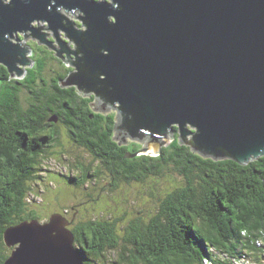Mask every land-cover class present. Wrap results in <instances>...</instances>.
Instances as JSON below:
<instances>
[{"label":"water","instance_id":"obj_1","mask_svg":"<svg viewBox=\"0 0 264 264\" xmlns=\"http://www.w3.org/2000/svg\"><path fill=\"white\" fill-rule=\"evenodd\" d=\"M19 35L73 68L61 88L119 104L116 138L142 146L130 157L157 156L174 127L203 159L264 156V0H0V65L15 80L34 65ZM69 226L55 213L7 228L3 264H83Z\"/></svg>","mask_w":264,"mask_h":264},{"label":"trees","instance_id":"obj_2","mask_svg":"<svg viewBox=\"0 0 264 264\" xmlns=\"http://www.w3.org/2000/svg\"><path fill=\"white\" fill-rule=\"evenodd\" d=\"M37 54L45 58L42 53ZM46 63L40 59L22 80L12 79L0 66V264L11 251L3 243L4 231L25 220H41L29 209L28 197L32 184L38 180L45 182L46 174L42 172H49L41 164L44 158L52 157L49 147L58 144L54 132L60 133L54 128L53 135L48 137L50 129L41 126L54 115L53 106H49L53 111L46 113V120L36 110L49 91L47 82L41 80ZM67 74L64 70L52 78L51 90L63 96L60 123L67 128L69 140L83 145L87 153L100 158L105 166L112 164L122 173L125 181L120 190L134 183L144 185L171 171L182 180L162 194L159 207L150 218L129 220L123 238L116 230L123 217L73 223L70 217L69 230L83 264H109L108 253L118 255L112 264H234L243 258L261 264L264 156L244 166L232 159H203L179 143L174 127L172 143L157 156L127 157L126 154L136 153L139 145L117 147L111 141L112 131L100 134L96 123L102 122L103 117L96 115L91 120L88 100L81 99L75 88L60 87V80ZM83 110L85 113L81 115ZM65 113H70L78 126L67 121ZM72 130L78 132L77 138L72 136ZM48 140L53 144L49 145ZM40 141L46 144L40 145ZM129 147L133 148L132 153ZM62 170L66 174L57 171L58 174L70 180L73 170L69 169V173L65 167ZM149 188L152 192L151 185Z\"/></svg>","mask_w":264,"mask_h":264},{"label":"rangeland","instance_id":"obj_3","mask_svg":"<svg viewBox=\"0 0 264 264\" xmlns=\"http://www.w3.org/2000/svg\"><path fill=\"white\" fill-rule=\"evenodd\" d=\"M78 16L77 14L75 15ZM67 17L74 19V24L77 29L82 28L78 19L75 17ZM60 37H63V33H60ZM24 42L27 43L28 47L34 50V53L30 55V61L38 62L40 59L47 61L46 58L38 55L35 52L36 46H45L41 45L39 40L25 37ZM46 47V46H45ZM48 48V47H47ZM53 51L52 49L48 48ZM54 52V51H53ZM35 64L32 66L34 67ZM62 68L66 65L61 64ZM67 68V67H66ZM32 69H27V72ZM51 75V73L49 72ZM27 75V74H26ZM64 133H67L64 131ZM69 137L64 136L62 138L63 148L58 149V153L56 156L47 157L43 159V165L48 169L47 172H43L45 175L46 183H40L38 180L36 183L31 185V194L29 199L31 201L29 205V209L36 212L41 219L46 220L53 213H61L64 210H67V216H69L73 210L68 207H71L73 203L79 204L78 207V221H89V220H115L122 219L117 223V234L120 237H124V227L127 225L126 223L130 220H135V218L140 217L143 220H147L150 218L152 214L157 210L159 199L162 197V194L168 190V188H172L177 183H181L182 180L179 176H177L173 171L168 173L167 176L155 177L154 181L148 180L144 185L134 183L127 187L126 190H120V187L115 189L113 192H105L100 200L97 203H93L88 201V198L95 199L97 197L96 193L99 190V186L94 188L87 187L84 190L88 192L80 193L78 190L70 185V183L66 182V180L60 176L50 178V173H60L57 171H62L63 167L67 168L69 173V169H72L75 163V156L81 154L85 156L84 150L77 147L73 143L69 142ZM42 165V167H43ZM74 173V171H73ZM153 189L152 192L149 188ZM48 186L51 189H48ZM69 202V203H68ZM67 209L65 207L66 204ZM131 203V205L129 204ZM115 218V219H113ZM118 259V255L116 253H108V263L112 264ZM234 264H258L256 261L243 258L240 261L237 260ZM261 264H264V259Z\"/></svg>","mask_w":264,"mask_h":264},{"label":"flooded vegetation","instance_id":"obj_4","mask_svg":"<svg viewBox=\"0 0 264 264\" xmlns=\"http://www.w3.org/2000/svg\"><path fill=\"white\" fill-rule=\"evenodd\" d=\"M20 40L22 41L24 38V35L19 36ZM32 51V54L34 53V50L30 48ZM36 53H42L43 56L47 59L46 66L43 69L41 80L46 81L47 84H45L49 91L48 93L45 92V99L38 107H36V110L38 111V115L41 119H44L46 117L47 112H52L53 110H49V106H53L54 109V115L49 116L48 123L46 122L45 125H41L42 127H45L46 129H50L48 132V137H51L53 134L52 132L54 128H56L55 131L59 130L60 133L54 132L56 134V137L59 138V141L57 139L58 144L53 145L49 147V151L51 152L52 156H56L58 153V149L63 148L62 138L64 136H67V133H64V131L67 132V128L65 125L60 123V104L61 100H63V96L60 93H56L55 91L51 90L52 80L54 79V76L57 74H61L64 70H66L67 73H70L73 68H62L61 64L62 62L56 58L55 53L51 50H49L45 46H36L35 48ZM37 62H35L36 64ZM51 73V75L49 74ZM2 74V72H0ZM68 75V74H67ZM66 77V76H65ZM64 77V78H65ZM53 78V79H52ZM1 79V76H0ZM73 88V87H72ZM27 92V91H26ZM81 99L88 100V109H89V118L93 120L94 116L99 115V117H103L102 122L96 123V129H99L98 132H101L100 134H103L106 130L112 131L111 134V141L117 145V147H128L130 144L139 145V148L136 150H140L142 148L141 144L130 140L125 139L121 140L120 138H116V125L119 124L120 119H122V115L119 110V104L116 103L114 105H111L107 103L105 100H101L99 98H96L95 93H90L89 95L83 96V93L75 92ZM28 96V93H27ZM27 98V97H25ZM52 109V108H51ZM85 113V110L81 112V115ZM65 118L67 121L72 123L74 126H78V124H75L73 117L70 115V113H65ZM46 120V118H45ZM80 125V124H79ZM58 128V129H57ZM60 128V129H59ZM72 136L75 135V138L79 136L78 132H74L72 130ZM77 133V134H75ZM72 138V137H71ZM70 139V137H69ZM49 145L53 144L52 140H48ZM76 141V140H74ZM69 142L74 144L73 141L69 140ZM40 145L46 144V141H40ZM76 145V144H74ZM77 147L84 150L82 147L83 145H76ZM85 147V146H84ZM86 148V147H85ZM130 148V152L132 153L133 148ZM36 148L33 147L32 151L35 152ZM119 151V150H117ZM85 156L78 154L75 156V163L72 167V170L74 171L73 176L70 180H66V182L70 183L76 191L78 190L80 193L88 192L84 190L87 187L94 188L96 186H99V190L96 193L97 197L95 199L88 198V201L97 203L100 198L106 194L105 192H113L115 189H117L119 186L122 185V183L125 181V179L122 176V173H118L115 168L111 166H105V163L100 159L96 158L93 154H89L84 150ZM134 153V152H133ZM127 157H130L129 154H126ZM110 156V154H109ZM60 176L59 174H50V178ZM53 177V178H54ZM45 180V179H44ZM46 183V180L45 182ZM48 189H51V187L48 186ZM69 203V202H68ZM62 207L60 209L66 208ZM78 207L79 204L73 203L70 208L73 210V212L67 216L68 211L64 210L61 212V214L66 218L75 217V219L72 221V223L77 220L78 215ZM41 222H44L45 220H40Z\"/></svg>","mask_w":264,"mask_h":264},{"label":"clouds","instance_id":"obj_5","mask_svg":"<svg viewBox=\"0 0 264 264\" xmlns=\"http://www.w3.org/2000/svg\"><path fill=\"white\" fill-rule=\"evenodd\" d=\"M78 16L80 15V13L79 12H77L76 13ZM72 16H75V15H68V17H72ZM78 16H77V18H78ZM71 19V18H70ZM72 20H74V19H72ZM20 36V35H19ZM27 37V36H26ZM28 37H31V35H28ZM25 38V37H24ZM24 38H23V40H24ZM32 38V37H31ZM22 40V41H23ZM27 44V43H26ZM32 52V51H31ZM32 54V53H31ZM34 64H35V62H34ZM0 66H2V65H0ZM3 67V66H2ZM5 68V67H4ZM31 68H33V67H31ZM6 69V68H5ZM7 70V69H6ZM9 74V73H8ZM26 74H27V72H26ZM10 75V74H9ZM26 76V75H25ZM25 78V77H24ZM23 78V79H24ZM15 80V79H14ZM22 80V79H21ZM173 141V140H172ZM172 141H171V143H172ZM170 143V144H171ZM169 144V145H170ZM161 152V151H160ZM160 154V153H159ZM44 162V161H43ZM43 162H42V164H41V166L43 165ZM44 168H46V166H44L43 165V169ZM42 174H43V172H42ZM28 202H29V204L31 203V201H30V199H29V197H28ZM56 213H58V212H56ZM53 214H55V213H53ZM58 214H61V213H58ZM52 215V214H51ZM62 215V214H61ZM49 218V217H48ZM48 218H46V220L44 221V222H46L47 220H48ZM68 219V218H67ZM75 219V218H74ZM41 220H43V219H41ZM40 223H44V222H41L40 220H38ZM68 221H69V219H68ZM72 221V220H71ZM70 227V226H69ZM260 246H262L263 247V250H264V243H262ZM9 249V248H8ZM11 249V248H10ZM11 251H12V249H11ZM11 251H10V253H11Z\"/></svg>","mask_w":264,"mask_h":264}]
</instances>
